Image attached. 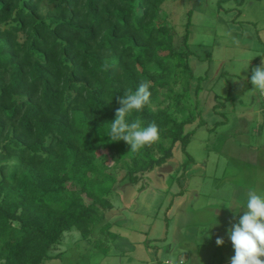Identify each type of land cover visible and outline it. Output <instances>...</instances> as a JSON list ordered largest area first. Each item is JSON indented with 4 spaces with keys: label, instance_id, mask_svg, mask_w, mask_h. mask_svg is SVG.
Masks as SVG:
<instances>
[{
    "label": "trees",
    "instance_id": "obj_1",
    "mask_svg": "<svg viewBox=\"0 0 264 264\" xmlns=\"http://www.w3.org/2000/svg\"><path fill=\"white\" fill-rule=\"evenodd\" d=\"M168 1L0 0V264L59 257L74 229L108 253L119 185L142 190L175 149L187 154L196 128L186 125L203 119L189 93L188 37L175 45ZM142 81L151 103L126 119L155 121L160 139L132 152L107 134L116 97Z\"/></svg>",
    "mask_w": 264,
    "mask_h": 264
},
{
    "label": "rangeland",
    "instance_id": "obj_2",
    "mask_svg": "<svg viewBox=\"0 0 264 264\" xmlns=\"http://www.w3.org/2000/svg\"><path fill=\"white\" fill-rule=\"evenodd\" d=\"M165 6L175 45L184 46L188 37L195 76L189 93L203 122L186 125L196 128L187 154L175 149L165 165L147 173L144 189L119 185L108 212L110 231L118 236L102 237L108 253L74 229L57 249L62 255L43 264H164L170 258L176 264H230L227 229L243 214L247 190H264V110L259 93L249 92L251 69L264 57V0H169ZM123 172L116 168L118 178ZM217 237L223 245H216Z\"/></svg>",
    "mask_w": 264,
    "mask_h": 264
},
{
    "label": "clouds",
    "instance_id": "obj_3",
    "mask_svg": "<svg viewBox=\"0 0 264 264\" xmlns=\"http://www.w3.org/2000/svg\"><path fill=\"white\" fill-rule=\"evenodd\" d=\"M261 64L251 69L250 82L252 89L249 92H258L264 97V57ZM249 63L238 71L245 70ZM151 81H142L133 91L126 89L122 96H117L120 105L115 110V119L111 121L110 131L107 134L111 142L124 141L130 145V151L150 147L160 139V129L155 121L146 127L140 119L129 122L126 117L132 112H141L151 103ZM111 102V100L109 101ZM226 206L233 209L231 206ZM243 214L237 223H232L227 229V235L232 243L234 255L230 257V264H264V190L249 188L246 192V204L242 208ZM222 237H217V246L224 244ZM164 264H176L174 259L164 261Z\"/></svg>",
    "mask_w": 264,
    "mask_h": 264
}]
</instances>
